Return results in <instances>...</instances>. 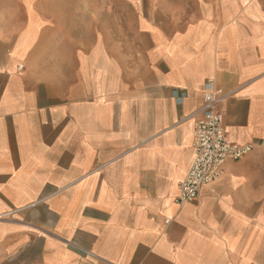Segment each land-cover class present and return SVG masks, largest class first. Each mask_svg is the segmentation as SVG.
I'll use <instances>...</instances> for the list:
<instances>
[{
    "label": "crops",
    "instance_id": "0c3cea01",
    "mask_svg": "<svg viewBox=\"0 0 264 264\" xmlns=\"http://www.w3.org/2000/svg\"><path fill=\"white\" fill-rule=\"evenodd\" d=\"M211 80L253 150L179 205ZM0 264H264V0H0Z\"/></svg>",
    "mask_w": 264,
    "mask_h": 264
},
{
    "label": "built area",
    "instance_id": "2783aa9c",
    "mask_svg": "<svg viewBox=\"0 0 264 264\" xmlns=\"http://www.w3.org/2000/svg\"><path fill=\"white\" fill-rule=\"evenodd\" d=\"M223 100L224 97L217 95L214 82L209 81L204 90L201 118L194 129L193 164L179 183L176 198L179 205L195 202L204 186L221 178L229 161L241 160L253 150L251 145H236L227 139L224 118L219 111Z\"/></svg>",
    "mask_w": 264,
    "mask_h": 264
}]
</instances>
